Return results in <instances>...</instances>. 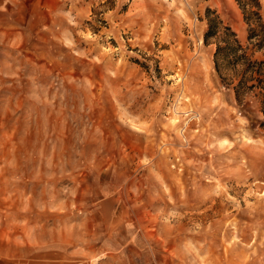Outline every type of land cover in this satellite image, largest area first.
I'll use <instances>...</instances> for the list:
<instances>
[{"label": "rangeland", "instance_id": "374dc122", "mask_svg": "<svg viewBox=\"0 0 264 264\" xmlns=\"http://www.w3.org/2000/svg\"><path fill=\"white\" fill-rule=\"evenodd\" d=\"M253 2L0 0V264H264Z\"/></svg>", "mask_w": 264, "mask_h": 264}, {"label": "trees", "instance_id": "16d2710c", "mask_svg": "<svg viewBox=\"0 0 264 264\" xmlns=\"http://www.w3.org/2000/svg\"><path fill=\"white\" fill-rule=\"evenodd\" d=\"M259 2L258 0H254L253 5L258 6ZM248 4H242L243 9L246 8ZM209 12V8L207 9ZM251 13L255 14V23L257 24V28L255 27H250V32L248 34L249 38H252L253 36L257 35L258 40L256 41L257 46H260L261 43H264V22L261 20V16L259 15L257 10H250ZM218 22V17L217 16H209L208 18V27L207 30L204 33V41L208 39L210 35H212L216 29V25ZM227 29V37L223 39V44L219 41L215 42V51H214V62H215V67L219 69V56L221 55H228L229 57V62H231L233 65H236L238 63L245 64L247 69H253L254 72H258L263 70L264 71V59H250L246 53L242 50V45L239 42L236 32L231 29L229 25L225 26ZM257 29V30H256ZM255 79L258 80L259 82V87L263 90V98L261 100V110L264 114V73L263 75L257 76ZM243 81L241 78H239L237 84H242ZM249 86H255L254 83H251Z\"/></svg>", "mask_w": 264, "mask_h": 264}, {"label": "crops", "instance_id": "0c3cea01", "mask_svg": "<svg viewBox=\"0 0 264 264\" xmlns=\"http://www.w3.org/2000/svg\"><path fill=\"white\" fill-rule=\"evenodd\" d=\"M142 243H139V245H141ZM144 246V245H143ZM149 260V259H148ZM136 262V261H133ZM46 264H58V262H47Z\"/></svg>", "mask_w": 264, "mask_h": 264}, {"label": "bare ground", "instance_id": "6f19581e", "mask_svg": "<svg viewBox=\"0 0 264 264\" xmlns=\"http://www.w3.org/2000/svg\"><path fill=\"white\" fill-rule=\"evenodd\" d=\"M137 216V215H136ZM140 224H142L141 222H140ZM148 236H150V238H152V235H151V233H148ZM149 237H148V239H150ZM150 244V243H149Z\"/></svg>", "mask_w": 264, "mask_h": 264}]
</instances>
